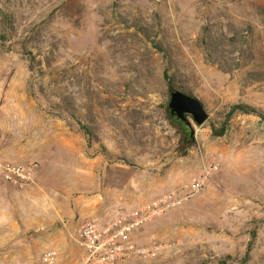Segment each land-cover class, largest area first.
<instances>
[{"label":"rangeland","instance_id":"1","mask_svg":"<svg viewBox=\"0 0 264 264\" xmlns=\"http://www.w3.org/2000/svg\"><path fill=\"white\" fill-rule=\"evenodd\" d=\"M258 6L264 0H0V150L28 154L32 135L65 130L81 139L78 157L101 161L100 177L118 184L131 171L186 177L143 205L211 167L183 215L171 209L133 232L147 254L119 264H264ZM170 88L207 113L201 126L188 118L190 142L168 113ZM232 105L262 117L236 112L226 122ZM45 157L49 170L70 169L58 148ZM154 227L160 235L149 237Z\"/></svg>","mask_w":264,"mask_h":264},{"label":"crops","instance_id":"2","mask_svg":"<svg viewBox=\"0 0 264 264\" xmlns=\"http://www.w3.org/2000/svg\"><path fill=\"white\" fill-rule=\"evenodd\" d=\"M46 134L43 139L32 135L29 141L32 149L28 154H8L0 150V158L4 160L37 161L40 165L33 183L25 189L0 183V264H38L41 255L51 249L58 251L59 264H76L84 252L75 242L74 235L84 222L91 221L104 227L122 220L150 198L162 195L186 180L183 177L172 181L168 174L162 179L147 175L136 179L134 171L130 172L126 183L118 184L115 175L106 177L104 171L102 180L99 174L102 162L96 165L97 159L88 161L76 154L81 140L78 136L65 130L53 132V135L46 131ZM40 135L38 133L42 137ZM57 148L71 159L69 170H49L45 152ZM71 155L74 158H70ZM189 161L196 163L192 156ZM190 206L185 203L178 208L179 214L183 215ZM169 218L171 215L163 217L155 227H161L160 222ZM155 227L149 237L160 235ZM135 236H132L134 242Z\"/></svg>","mask_w":264,"mask_h":264},{"label":"built area","instance_id":"3","mask_svg":"<svg viewBox=\"0 0 264 264\" xmlns=\"http://www.w3.org/2000/svg\"><path fill=\"white\" fill-rule=\"evenodd\" d=\"M38 169L37 162L0 158V183L20 190L25 189L33 183ZM209 170L211 167L194 175L180 191L152 199L122 220L114 221L104 227L91 221L84 222L74 235L75 242L84 252L83 258L76 264H119L135 255H146L147 251L138 248L133 241V232L166 211L180 207L200 192L205 186ZM38 264H59L58 251L46 250Z\"/></svg>","mask_w":264,"mask_h":264},{"label":"water","instance_id":"4","mask_svg":"<svg viewBox=\"0 0 264 264\" xmlns=\"http://www.w3.org/2000/svg\"><path fill=\"white\" fill-rule=\"evenodd\" d=\"M172 82L169 80L168 85ZM168 113L176 123L190 124L191 118L194 125L201 126L208 118L201 102L195 97L175 89H169ZM192 128V125H191Z\"/></svg>","mask_w":264,"mask_h":264},{"label":"trees","instance_id":"5","mask_svg":"<svg viewBox=\"0 0 264 264\" xmlns=\"http://www.w3.org/2000/svg\"><path fill=\"white\" fill-rule=\"evenodd\" d=\"M258 10H260L262 16H264V7L263 6H258ZM31 53H28V56H30ZM34 58L32 57L31 60H33ZM164 78L166 80H169L168 76H167V73L164 72L163 74ZM236 112H242L244 114H255L259 117H262V115L256 111L254 108L252 107H249V106H246V105H232L230 108H229V111L227 112L226 114V122L236 113ZM185 125V139L186 141L190 142L192 141L193 139V129L191 128V125L190 124H184Z\"/></svg>","mask_w":264,"mask_h":264},{"label":"flooded vegetation","instance_id":"6","mask_svg":"<svg viewBox=\"0 0 264 264\" xmlns=\"http://www.w3.org/2000/svg\"><path fill=\"white\" fill-rule=\"evenodd\" d=\"M179 125H180L183 133H185L186 129L184 128L185 127L184 123H179Z\"/></svg>","mask_w":264,"mask_h":264}]
</instances>
